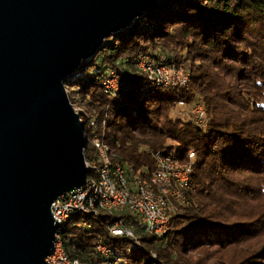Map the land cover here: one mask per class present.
<instances>
[{"label": "trees", "instance_id": "1", "mask_svg": "<svg viewBox=\"0 0 264 264\" xmlns=\"http://www.w3.org/2000/svg\"><path fill=\"white\" fill-rule=\"evenodd\" d=\"M145 54L167 55L190 85H152L136 67ZM111 72L128 78L119 97L105 92ZM68 80L86 131L94 114L111 161L129 177L150 179L155 153L180 165L195 153L193 188L164 236L121 215L138 242L116 237L113 216L77 213L61 236L70 258L107 264L95 255L101 242L123 264H264V0H158ZM180 101L202 102L207 123L175 115Z\"/></svg>", "mask_w": 264, "mask_h": 264}, {"label": "water", "instance_id": "2", "mask_svg": "<svg viewBox=\"0 0 264 264\" xmlns=\"http://www.w3.org/2000/svg\"><path fill=\"white\" fill-rule=\"evenodd\" d=\"M157 1L0 0V264H48L52 205L89 174L65 84Z\"/></svg>", "mask_w": 264, "mask_h": 264}, {"label": "bare ground", "instance_id": "3", "mask_svg": "<svg viewBox=\"0 0 264 264\" xmlns=\"http://www.w3.org/2000/svg\"><path fill=\"white\" fill-rule=\"evenodd\" d=\"M140 65L141 63L139 66ZM141 67L153 85L157 84V86H161V84H166L177 87L179 84L185 85L187 81H189V77L180 75L175 64L171 65L167 55L162 56L160 60V67L169 69L167 81H163V72L159 71L157 68L148 69L146 64L141 65ZM114 74L116 73H111V75ZM151 79L155 81H151ZM174 79L177 80L174 82ZM103 85L105 92L107 94H113L114 96L127 90V80L123 81V86L115 88V79L108 77L103 82ZM198 105L203 108V119L205 109L202 105ZM96 120V117L91 118L89 123L90 129L86 135V137L90 138L89 133L92 134L93 137L91 141L93 149L92 152L90 151L89 153H87V150L85 151L88 157L87 167L89 174L87 183L83 186L86 187V189H84L81 195L80 207L82 209L63 210L60 220L56 221L59 224V229L56 233L54 252L47 257L52 258V256L59 255L61 252L63 256H66L68 259L67 264H85L78 259L70 258L66 254L61 240L63 229L75 214L100 215L106 212L115 218L110 228L112 235L116 237H128L138 242L134 225L128 224L125 220L124 223L120 225V216L126 215L124 204H120V199H122L124 203L133 206L128 207V215H135L139 218L138 226L140 229L146 234L162 237L169 230L171 214L176 212L174 203H185L186 198L184 193L193 188V171L191 166L181 167L175 164L174 168L173 156L160 152L153 155L156 172L150 179L129 177L127 171L120 163H113L111 161L110 148L103 137L98 135L99 129ZM192 155H194V153L190 154V156ZM178 172L186 174L184 181L181 174ZM75 191L76 189H73L63 194L58 200H66L67 195H73ZM157 219H163V224L160 225V228ZM121 233H123V235H121ZM99 247L109 254H114L116 258L114 262H111L112 258H109V261L106 262L107 264L124 263V259L115 255V251L112 248L101 242L98 243L95 248ZM95 255L97 258L100 257L101 249H95ZM121 259H123L122 262Z\"/></svg>", "mask_w": 264, "mask_h": 264}, {"label": "built area", "instance_id": "4", "mask_svg": "<svg viewBox=\"0 0 264 264\" xmlns=\"http://www.w3.org/2000/svg\"><path fill=\"white\" fill-rule=\"evenodd\" d=\"M161 59H162V57L158 58V59L150 60L149 63L146 64V66H148V69L157 68L159 71H162L163 72V81H167V73H169V69H165V68L160 67V60ZM109 78L115 79V86H114L115 88H119V87L123 86V81L127 80L126 78L122 77L119 74L110 75ZM176 80L177 79H174V82ZM151 81H155V80L151 79ZM195 112L197 115H199V117H197V118L199 120H201L203 108H201L199 105H196L195 106ZM194 156L195 155L190 156L191 159H193ZM172 159L174 160V168H175V164H178V163L176 162V159H174V158H172ZM178 173L181 174V172H178ZM181 176H182L183 181H184V177L186 176V174H181ZM84 189H86V187L78 188V189H76V191L73 195H67L66 200H56L53 203L52 213H53V217L56 221L60 220V216L62 215L63 210L82 209L80 207V200H81V195H82V192L84 191ZM120 204H124V210H126V215H128V207H133V206L128 204V203H124V201L122 199H120ZM87 210H91V209H87ZM122 223H124V219H121L120 225H122ZM157 223H158L159 228H160V225L163 224V219H157ZM121 235H123V233H121ZM95 249H101V256L98 258H101L105 262H108L109 258H114V254L107 253V251H105L101 247L95 248ZM122 261H123V259H121V262ZM46 262L48 264H67L68 259L66 258V256H63V254L60 252L59 255L52 256V258H47Z\"/></svg>", "mask_w": 264, "mask_h": 264}, {"label": "rangeland", "instance_id": "5", "mask_svg": "<svg viewBox=\"0 0 264 264\" xmlns=\"http://www.w3.org/2000/svg\"><path fill=\"white\" fill-rule=\"evenodd\" d=\"M165 54H167V52L165 53ZM168 54H171V55H173V53H168ZM162 56H165L164 54L163 55H161V56H159L158 58H161ZM158 58H155V57H151V56H149V55H142L140 58H139V61H138V63H137V68L140 70V72H142L144 75H145V77L147 78V80H148V82H150L149 81V78L147 77V75L143 72L144 70H143V68L141 67V65H145V64H147V63H149V61L150 60H154V59H158ZM141 63V65L139 66V64ZM177 68H178V70H179V72H180V75L181 76H187V77H189L188 78V80L189 81H187V83L185 84V85H181V84H179V86H177V87H174V86H171V85H166V84H161V86H157V84L156 85H154V86H156V87H172V88H178V87H185V88H187L189 85H190V83H191V75H189V74H186V72L183 70V69H181L178 65H175ZM111 73H116V72H111ZM111 73H110V75H111ZM116 74H118V73H116ZM119 75H121V74H119ZM122 77H124V78H126L125 76H123V75H121ZM127 79V87H128V78H126ZM151 83V82H150ZM152 84V83H151ZM153 85V84H152ZM65 88H66V91H67V93H68V96H69V99L70 98H73L74 97V95H72L73 94V91H74V87L72 86V80H68L67 82H66V84H65ZM123 93H125V92H122V93H119V95H121V94H123ZM119 95L117 94V96L119 97ZM70 102H71V99H70ZM71 104L73 105V103L71 102ZM198 104H200V105H202L203 107H204V109H205V115H204V117H203V119H201V120H199L197 117H199V115H197L196 114V112H195V110H194V108H195V106L196 105H198ZM178 106H177V109H176V111H175V115H177V116H179V117H183L184 119H188V120H192V121H194L196 124H198V125H201V126H204L206 123H207V120H208V118H207V116H208V114H207V109H206V107H205V105L202 103V102H197V103H194L193 105H187L186 103H184L183 101H180L178 104H177ZM73 107H74V105H73ZM75 108V107H74ZM76 110V109H75ZM76 113H78L77 112V110H76ZM80 115V114H79ZM94 114H92V116H91V118H93L94 116H93ZM96 117V116H95ZM97 118V120H96V122H97V124H98V129H99V120H98V117H96ZM104 121H106V122H104ZM81 122L83 123V125H84V137H85V139L87 140V147H86V149L84 150V154H85V158H86V164L88 163V160H87V155H86V150L88 151L87 153H89L90 151L92 152V149H93V146H92V134H90L89 133V135H90V138L89 137H86V135L88 134V132H89V126H88V130L86 131V124L81 120ZM106 123V124H105ZM104 124H105V126L107 125V120L106 119H103L102 120V127L104 128L105 126H104ZM103 139L105 140V138L103 137ZM106 142V141H105ZM191 153H193V152H191ZM190 153V154H191ZM190 154H189V161H187L185 164H183V165H180L179 164V162L176 160V162L178 163V165L179 166H181V167H186V166H191L190 165V163H191V161H193L194 159H195V157L193 158V159H191V157H190ZM194 155H195V153H194ZM191 168H192V166H191ZM192 171H193V169H192ZM89 172V171H88ZM192 180H193V176H192ZM188 192V191H187ZM187 192H185L184 194H185V198H186V200H187ZM186 203V202H185ZM185 203H174V205H175V208H176V211H177V209H178V206H181V205H184ZM175 213V212H174ZM173 213V214H174ZM103 215H106L107 213L106 212H103L102 213ZM172 215V214H171Z\"/></svg>", "mask_w": 264, "mask_h": 264}]
</instances>
